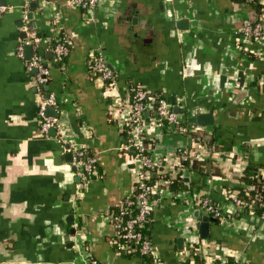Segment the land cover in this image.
I'll return each instance as SVG.
<instances>
[{"label":"crops","instance_id":"obj_1","mask_svg":"<svg viewBox=\"0 0 264 264\" xmlns=\"http://www.w3.org/2000/svg\"><path fill=\"white\" fill-rule=\"evenodd\" d=\"M2 1L0 264H146L115 250L108 221L137 180L110 106L114 96L123 99L136 86L179 106L181 129L149 125V156L161 162L151 175L175 177L180 150L214 167L210 174L179 171L192 190L156 188L149 238L159 263L186 264L198 253L203 263L197 264H264V220L232 201L249 162L260 165L264 180V45L242 33L255 17L249 0H98L90 10L68 0ZM59 35L71 47L56 61L51 46ZM31 39L49 69L47 90L34 86L33 72L17 54ZM95 48L112 70L117 92L89 70ZM47 94L58 104L54 134L41 132L37 115ZM204 112L213 114L212 126L196 124ZM195 133L213 136V147ZM82 146L97 158V174L87 180L66 156ZM204 196L221 215L207 214L216 221L202 238L193 212L206 215L195 199Z\"/></svg>","mask_w":264,"mask_h":264},{"label":"built area","instance_id":"obj_2","mask_svg":"<svg viewBox=\"0 0 264 264\" xmlns=\"http://www.w3.org/2000/svg\"><path fill=\"white\" fill-rule=\"evenodd\" d=\"M251 4L255 2L263 3L264 0H249ZM98 3V0H68L71 7H76L82 10L93 9ZM5 6L0 4V13L5 12ZM242 33L244 37L251 42H261L264 45V12L255 14L254 19L243 26ZM51 46L56 61H61L70 52L71 41L66 36L54 37ZM24 43L31 44L32 56L29 60H25V68L27 71L35 73L32 75V82L37 89H41L42 85L47 83L49 69L41 59L40 54L34 50L35 45L33 40H24L17 48V54L21 58L24 56ZM89 70L103 80L106 90L117 92L118 86L116 78L106 64L103 54L100 49L95 48L90 54ZM125 98L114 96L110 106L112 118L118 123L122 130L127 129L129 139L127 142L128 149L133 148L135 153L130 154L132 162L136 167L137 180L133 185L130 195L124 197L118 204L116 211H111L108 214V221L112 228L111 243L118 251L131 252L138 250L140 255L150 256L151 264H160L154 255L152 244L145 239L141 228L144 223L151 217L153 204V195L157 187L163 186L164 179L157 182H150L152 172H158L161 167V162L155 163L151 160L148 151V145L145 144L149 125L155 124L158 126H166L173 129H181V122L177 117V113L173 111L171 104L162 96H157L155 93L149 92L141 86H136L128 91ZM42 93V90H41ZM57 101L53 94H48L46 97L42 95L37 106V115L40 120V130L46 134L51 128L55 127L56 117L50 116L47 113V107H57ZM154 110L155 115H151ZM146 112L148 115H146ZM149 122V123H148ZM72 153L71 164L80 170L82 180H87L96 175L97 158L95 155L82 147L68 149ZM191 154L187 150H180L176 155L175 168L173 172L176 174L183 169L181 160L189 158ZM173 165V164H172ZM244 190H254V185L244 184ZM261 190L253 194L250 201L236 195L232 196V201L242 208L258 209L259 218L264 220V182L261 184ZM196 199L197 208L203 210L206 214L214 217L221 215V210L214 204L208 196L198 197ZM92 264H102L93 261ZM228 264H242L238 260H233Z\"/></svg>","mask_w":264,"mask_h":264},{"label":"trees","instance_id":"obj_3","mask_svg":"<svg viewBox=\"0 0 264 264\" xmlns=\"http://www.w3.org/2000/svg\"><path fill=\"white\" fill-rule=\"evenodd\" d=\"M239 1V0H237ZM251 8L253 9V11L255 12L254 14H259L261 12H264V2L263 3H255L251 5ZM124 135V140L128 142L129 139V134L127 133V129L124 130L123 132ZM195 137H198V139H200L201 141L204 140L205 142H207L208 145H210L211 147H213L212 145V141H213V136L210 137H205L202 134H198L195 133L193 134ZM145 144L148 145H152L153 142H149L148 140H145ZM129 152L131 154L135 153L133 148L129 149ZM147 153L149 154V152L147 151ZM92 154V153H90ZM97 165V164H96ZM181 165L184 169L188 170L189 172H196V171H206L208 174H210L214 167H212L209 164V161H204V160H200L196 157H190V158H186V159H182L181 160ZM206 168H205V167ZM156 179H164L165 180V186H167L171 191L175 192V191H179V190H186V189H190L192 190L193 188V184L191 182H189L185 175L182 174V172H178L176 174L175 177H169V175L166 174H162V175H158L157 177H150V182H154ZM239 180L245 184H252L254 185V190H244L242 186H238L237 190H238V196L243 198L246 201H250L252 199L253 194H255L256 191L261 190V184L264 182L263 178H262V173L260 171V165L255 163V162H249L245 168L243 169L242 173L239 176ZM262 195H264V192H261ZM117 208H114L113 211H116ZM246 210V208H244V211ZM256 214H259V210L256 209L255 210ZM141 231L143 233V236L145 239L150 241L149 238V234H150V219L144 223L143 227L141 228ZM115 250L124 257H131V256H139V257H143L145 259L146 264H151V257L150 256H144V255H140L138 253V250H131V252H125L123 250H117L115 248ZM193 261H186V264H197V263H203V259L199 256L198 253H193Z\"/></svg>","mask_w":264,"mask_h":264},{"label":"water","instance_id":"obj_4","mask_svg":"<svg viewBox=\"0 0 264 264\" xmlns=\"http://www.w3.org/2000/svg\"><path fill=\"white\" fill-rule=\"evenodd\" d=\"M2 3L5 4L6 3L5 0H3ZM31 7H33V8L35 7L34 3L31 4ZM31 17H32V15H31V13H29L27 15V18L30 19ZM182 23L185 24V21H182ZM31 25H32L31 23H28L26 25V28L29 29L31 27ZM26 36H27L26 32H21V38L22 39H25ZM37 36H39V34H37ZM32 49H33V47H32L31 44L24 43L23 50H24V59L25 60H29L30 57L32 56ZM32 72L35 73L36 70L34 69ZM42 87L45 90L48 89V85L47 84L42 85ZM171 103H175L174 99H172ZM172 109H173L174 112L179 113V106L178 105H174ZM47 113L50 116H55L56 115L55 107L48 106L47 107ZM146 114H148V113L146 112ZM195 121H196V124H198L200 126H212L214 124V116H213L212 113H209V112L199 113V114H197L195 116ZM50 133L54 134L55 130L53 128H51L50 129ZM66 156H67V161L70 163L72 161V154L71 153H67ZM75 169L76 168L74 166H72V170H75ZM193 216H194V218L196 220V223H197L194 226L198 228L200 236L202 238L207 237L209 222L210 221L215 222L216 219L212 218V217H209L207 214L201 216L199 210H195L193 212ZM178 242L180 243L181 240H178Z\"/></svg>","mask_w":264,"mask_h":264}]
</instances>
